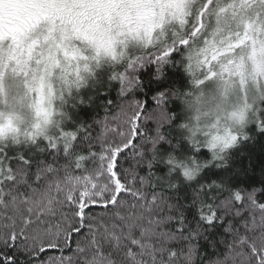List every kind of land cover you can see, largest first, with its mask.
Here are the masks:
<instances>
[{
  "label": "snow or ice",
  "instance_id": "6c2138e0",
  "mask_svg": "<svg viewBox=\"0 0 264 264\" xmlns=\"http://www.w3.org/2000/svg\"><path fill=\"white\" fill-rule=\"evenodd\" d=\"M22 7L23 23L0 30V138L15 133L0 141V264H264V183L201 175L226 167L249 125L264 133V0ZM173 60L187 86L138 97V70L159 76ZM217 78L225 94L238 88L232 115L247 113L239 131L212 137L219 152L187 137L166 104ZM98 99L95 115L77 114ZM183 142L193 154L177 153Z\"/></svg>",
  "mask_w": 264,
  "mask_h": 264
},
{
  "label": "trees",
  "instance_id": "16d2710c",
  "mask_svg": "<svg viewBox=\"0 0 264 264\" xmlns=\"http://www.w3.org/2000/svg\"><path fill=\"white\" fill-rule=\"evenodd\" d=\"M155 66L147 63L144 64L137 72L140 79V85L135 89V93L140 98H149L157 91L164 89H184L187 86L188 76L184 71L182 65L177 64L175 60L172 63L165 64L161 70L160 75L156 76ZM112 97H115V92H112ZM101 103L98 99L93 106H81L77 110V114L82 118H90L95 115L99 109L97 105ZM166 104L168 109L175 113L181 112V103L178 98L170 97ZM249 139L241 141L239 144L228 150L227 165L225 168H206L201 175L211 178L224 175L227 176L230 182L236 184H245L249 186L264 183V133L257 132L254 126L247 127ZM160 150L167 154L172 151L169 144L161 142L158 146ZM177 153L191 155L188 145L183 142ZM201 159H208L210 154L206 150H201L196 154ZM159 172H164L163 165H157ZM264 195V193H261Z\"/></svg>",
  "mask_w": 264,
  "mask_h": 264
},
{
  "label": "clouds",
  "instance_id": "9594fccd",
  "mask_svg": "<svg viewBox=\"0 0 264 264\" xmlns=\"http://www.w3.org/2000/svg\"><path fill=\"white\" fill-rule=\"evenodd\" d=\"M10 6L5 5L7 10ZM8 23L5 17V24ZM117 39H120L119 37ZM128 47H142L143 41L127 37ZM116 52L119 54L121 51H127L124 45L119 43L114 45ZM102 62H111L110 56H105L101 52ZM195 72V65L193 66ZM238 88L229 89L225 94L224 89L217 78L203 88H192L191 94L188 96H181L179 101L181 103V112L184 116L187 127L184 133L187 137L193 140H199L202 144L210 145L216 143L217 147L213 151L219 152L220 145L217 141H213L214 135H225V130L235 132L239 131L246 123L247 113L242 115L233 116L232 113L241 112V103L238 100ZM26 116L27 111L24 113ZM30 119V117H28ZM17 128L23 129L24 124L14 121ZM47 130V129H45ZM15 135L14 132L5 131L2 140H10Z\"/></svg>",
  "mask_w": 264,
  "mask_h": 264
},
{
  "label": "rangeland",
  "instance_id": "374dc122",
  "mask_svg": "<svg viewBox=\"0 0 264 264\" xmlns=\"http://www.w3.org/2000/svg\"><path fill=\"white\" fill-rule=\"evenodd\" d=\"M26 0H0V30L7 28H14L21 25L24 21L25 10L22 5ZM5 5L10 7L6 10ZM5 17L8 23L5 24Z\"/></svg>",
  "mask_w": 264,
  "mask_h": 264
}]
</instances>
